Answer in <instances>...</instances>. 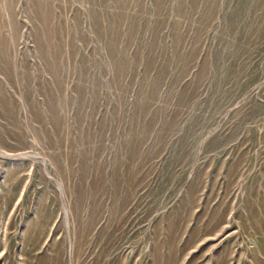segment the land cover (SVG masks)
<instances>
[{
	"label": "rangeland",
	"instance_id": "obj_1",
	"mask_svg": "<svg viewBox=\"0 0 264 264\" xmlns=\"http://www.w3.org/2000/svg\"><path fill=\"white\" fill-rule=\"evenodd\" d=\"M0 264H264V0H0Z\"/></svg>",
	"mask_w": 264,
	"mask_h": 264
}]
</instances>
